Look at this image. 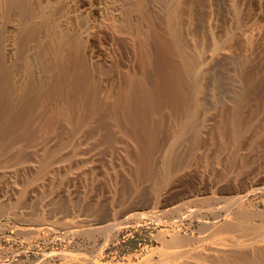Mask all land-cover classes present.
Returning <instances> with one entry per match:
<instances>
[{
  "label": "bare ground",
  "instance_id": "1",
  "mask_svg": "<svg viewBox=\"0 0 264 264\" xmlns=\"http://www.w3.org/2000/svg\"><path fill=\"white\" fill-rule=\"evenodd\" d=\"M10 1L19 4V0ZM49 1L54 2L53 7H37L39 10L37 9L36 14L43 18L46 31L56 33L53 21L58 17L65 24L70 23L73 14L71 16L69 12L77 7L76 10L79 9L87 18V25L83 26L86 37L91 41H107L108 46L101 52L102 58H99L102 59L101 65L109 78L102 95L94 89L89 97L87 94L94 84L89 90L84 74L80 71V66L83 67L84 64L80 58L81 42L72 41L71 45H67L66 40L61 37L59 50L50 66L55 69L53 76L58 80L56 86L61 92H57V95L62 94V100L58 99L61 102L58 106L55 105L57 108H52L54 113L51 118L43 120L46 122L37 131L40 133L37 135L33 129L36 135L27 134L29 137L25 135L27 138L22 137L24 140L10 135L15 106L6 93L0 90V176L4 178L5 185L4 187L1 182L0 190L7 188L12 193L0 197V215L5 206L23 208V203L35 199L37 191L44 189L46 185L50 187L54 179H59L61 185L56 187L59 191L54 195L63 198L62 202L68 200V203H72L71 209L62 207L64 202L60 207L61 210H67L66 214L60 208L55 211L60 210L61 215L59 212L52 214L50 207L40 208L36 211L38 222L28 230L32 233L44 232V235L60 233L75 241L84 235H91L96 231L98 233L103 227L119 230L117 218L122 213V210L119 211L121 206L142 195L150 184L156 198L172 192L174 182L184 174L200 175L202 184L205 180H210V190L214 189V192L219 190V183L222 181L230 178L242 181L254 174L250 166L255 151L263 142L264 108H259V105L258 108L252 106L251 109H246L245 106L237 105L229 111L224 109L221 115L215 116L201 115L198 112V83L195 81L197 78L194 79L193 70L199 58L194 56L190 50L191 45L186 40L182 14L180 17L181 9L176 0ZM20 2L22 4V0ZM36 31L37 26L34 24L26 25L20 36V44H26L35 36ZM127 37L132 38V44L137 47L139 69L119 56L120 45H123ZM202 109L204 113L207 111L204 107ZM187 139L191 144L186 143L189 147L185 148ZM98 172L104 175L103 181L96 180L97 177L96 181L90 178L89 186L83 185L93 191L80 193L78 180L83 176L88 179L89 175L93 177ZM253 180L252 184L249 180L250 187L260 184L256 178ZM247 186L233 188L238 191L232 193L230 204L238 205V212H233L236 209L232 211L230 204H214L211 207L214 220L210 233L220 234L222 237L218 236L220 238L217 242L215 240L214 245H209L211 243L208 241V246L204 245L206 240L202 244L203 241L199 238L201 242L193 252L196 264H264V230L258 231V224L254 227L247 222L252 217L251 207L248 209L247 204L244 206L250 193L249 190L247 192ZM94 189L101 191L96 192ZM205 190L207 189L203 186H198L196 192L201 195ZM41 197L36 199L41 200ZM89 201H96L97 205L100 203L102 208L105 207L104 210L108 213L105 219L90 215L88 208L92 205L90 206ZM202 210L197 213L203 215L205 212ZM109 219L112 221L108 222ZM261 221L264 223V217H261ZM184 224L180 222L177 230ZM193 239L191 234L181 235L176 232L168 245L184 246ZM100 249L97 253L84 254L74 244L67 242L65 249L60 251V258L65 257L67 264H111L104 260L105 248ZM180 251L176 254L163 252L161 259L155 263L150 260L133 262L129 258L130 260L122 261L121 264H188L187 261H178L184 255Z\"/></svg>",
  "mask_w": 264,
  "mask_h": 264
},
{
  "label": "rangeland",
  "instance_id": "2",
  "mask_svg": "<svg viewBox=\"0 0 264 264\" xmlns=\"http://www.w3.org/2000/svg\"><path fill=\"white\" fill-rule=\"evenodd\" d=\"M20 1L18 2L19 4H13L10 0H0V90L6 93L9 101L15 106L13 112L14 122L11 126L12 129L10 128V135L18 136L17 138L24 140L28 135L35 136V132L41 130L40 128L46 122L43 120H49L51 118V115L54 113L52 108H57L56 106L61 102L59 100H62V94L57 95V92H59L57 88L58 80L53 76L55 69L50 66L56 56L55 53L57 54L59 50V40L61 37L66 40L67 45H71L72 41L81 42L82 52L80 58L84 64L82 63L83 67L80 66V69L82 68L80 71L84 74L85 84L87 86L89 85V90L94 84L91 91L89 92L88 90L86 92H89L87 94L88 96L93 94L94 89L96 91L98 90L99 95H102V90L106 89L105 86H107L109 76L105 73V68L101 65L103 64L102 59L99 58L101 55L103 56L102 53L106 46H108V43L104 39L91 41L86 37L83 26L87 25V18L79 12V9L76 10L77 7H73L69 15L72 16L73 14L75 16H72L74 19L76 17L78 18L73 20L70 16L72 20L69 18L71 24H65V21L61 17L56 18L53 21L56 33H53L46 31L47 27L45 23L43 24V18L36 14L38 8L50 9L53 7L54 2L49 0H38L37 2L36 0H22L21 4ZM176 1L178 7L180 6L179 9H181L180 17L182 14L181 20L185 28L186 40L191 45H189L191 47L190 50L193 51L192 53L194 56L196 55V58H199L197 59L198 64H196V68L193 70L195 72H193L194 79L197 78L195 81L198 83L196 91L197 100H199L197 105L198 112L201 115L208 114L215 116L221 115L224 109L225 111H229L237 105L245 106L244 108L246 109H251L252 106L253 108H258L259 105H261L259 108H264V0ZM74 8L75 10H73ZM81 18L82 20H80ZM30 23L37 26L36 34L22 46L20 44V36L24 27ZM131 39L127 37L123 45H120L119 56L123 60L125 59L127 63L133 64L134 67L136 66L139 69V53L135 44H132L134 43L133 39V42H131ZM98 52H100V55ZM203 107L207 110H205V113L203 112ZM38 133L40 132H37V135ZM188 139L191 140L190 137ZM188 139L185 142V148H188V145L191 144ZM253 158L250 169L252 172L254 171V174L252 173L253 175H250L247 179L252 184L253 179L256 178L259 180L258 178H260V184L250 187L249 180L246 178L244 182L242 181L245 179L240 180V182L234 178H230L224 181L226 184H223V181V183L220 182L219 190L215 191V193L214 189L211 188L213 191L210 190V180H205L202 184L200 175L190 173L191 175L184 174L181 176L182 180L179 177L180 180H176L177 183L174 182V190L163 196L156 197L158 199L153 196V186L150 184L143 191L142 195L133 198L131 200L132 202H126L124 204L125 207L123 205L121 206L122 208L119 211L122 210V213L118 217L121 218H117L119 230L115 231L117 228L109 230L103 227L98 233L96 231V233L91 235H84L75 241L63 237L60 233L53 232L44 235V232L32 233L31 230H28V228L32 229L36 225L35 222H38L36 215L38 212L36 213V211L40 208H44L45 206L50 207L49 209L52 214L59 212V215L62 213L60 212L62 207H67V210L71 209L72 203H68V200H63V203L61 200L63 198L54 195V193L59 191L56 190V187L58 188L61 185L59 179H54L50 187L46 185L44 189L37 191V194H35L37 196H34L35 199H30L28 202L23 203L22 211L21 209L11 208V206L4 207L3 213L0 215V264H67L65 257L60 258V254L65 249L67 242L74 244L84 254L97 253L103 247L105 248L104 256L106 255L104 260L111 264H121L122 261L124 262L130 259L133 262L150 260L155 263V261L157 262L161 259L162 254H164L163 252L176 254L180 250L184 252V255H181L178 261L184 263L189 262L188 264L191 262L193 264L196 261L193 252L198 249L201 240L203 241L202 244L206 240L204 244L206 246H208L209 242L211 243L209 245H214L220 238L218 236H221L220 234L215 235L210 233L212 220H214V214L211 211L213 206H229L232 202L231 196L241 186L249 185L247 186L249 187L247 192L248 190L250 192L249 198L245 201L244 206L248 205V209L251 207L250 211L253 218L248 219V224L252 226L258 224V231L264 230V223L261 221V217H264V127L262 146L255 151ZM1 166L2 164L0 163V170H2ZM103 176L101 172H98L93 177L89 175L88 179L86 178L87 176L81 177L78 180V185H80L79 192L82 194L92 192L93 189L90 187L85 188L84 185L89 186L91 182H89L90 178H94L93 180H95L97 177L96 180L103 181ZM196 179L197 181H195ZM1 182L5 187L4 178L0 176V184ZM221 184H223V187ZM197 185L207 189L205 190L206 192L201 195L198 194L196 192ZM237 185L239 186L237 187ZM236 187L238 189H233ZM84 189L85 191H83ZM50 190L55 192L51 193ZM95 191L99 192L101 190ZM10 192L9 189L3 188L0 190V197L11 195L12 193L10 194ZM38 196L43 197H41L42 199L40 198L43 202L36 199ZM48 197L51 201L47 200ZM36 201H38V204ZM151 201L155 206L150 203ZM32 202L34 204L33 206ZM49 202L51 204H48ZM95 202L89 201L90 206L92 205L88 208L91 211L89 212L90 215L93 218L105 219L108 214L104 210L105 207L103 206L102 208L100 203L97 205L98 203ZM248 202H251V205ZM61 203H63L62 207H60ZM234 205L236 204H230V207L232 206L231 210L236 209L233 212H238L240 210L239 206L236 205L237 207L235 206L236 208H233ZM94 207L95 209H93ZM59 208L60 210L55 211V209ZM64 208L61 211L66 214L67 210H64ZM145 208L148 211L147 213ZM202 209L205 213L203 215L198 214L197 211ZM123 212L125 213L123 214ZM141 212L143 213V217L140 214ZM124 218L126 219L124 220ZM111 221V219L108 220V222ZM180 222H184L185 224L180 226V228L182 227L180 230H177L179 229L178 224ZM176 232L181 235L185 233L191 234L194 242L191 241L184 246L168 245L171 237ZM107 233L111 234L112 237L108 236ZM115 233L117 235L114 236ZM204 235H208V237H204ZM197 241L199 242L197 243ZM188 252L189 255L187 254ZM194 264L196 263L194 262Z\"/></svg>",
  "mask_w": 264,
  "mask_h": 264
}]
</instances>
